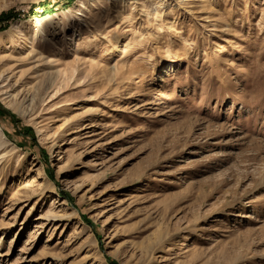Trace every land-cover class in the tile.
I'll list each match as a JSON object with an SVG mask.
<instances>
[{
	"label": "rangeland",
	"instance_id": "obj_1",
	"mask_svg": "<svg viewBox=\"0 0 264 264\" xmlns=\"http://www.w3.org/2000/svg\"><path fill=\"white\" fill-rule=\"evenodd\" d=\"M81 1L98 0H0V264H264V0H135L96 49L73 13L17 41ZM136 27L144 48L109 84Z\"/></svg>",
	"mask_w": 264,
	"mask_h": 264
},
{
	"label": "bare ground",
	"instance_id": "obj_2",
	"mask_svg": "<svg viewBox=\"0 0 264 264\" xmlns=\"http://www.w3.org/2000/svg\"><path fill=\"white\" fill-rule=\"evenodd\" d=\"M114 1L115 2L111 6V8L107 9L105 12L100 13V16L97 18V20H94L93 18L96 15V11H98L99 5L102 6L104 4V0H98L96 2H91V4H89V5H87L85 3V1H81L79 3V6L75 9V11L71 10V11H69V13H64L63 14V20L61 19V21L59 20L58 16H50V17H45L43 19L38 18L37 20H32V21H30L27 34H25V31H20V34H19L17 41H21L22 39H25V42H27V43L29 40H32L33 42H36L37 44L38 43L39 44H42V43L47 44L49 42V39H48L49 30L53 26L56 27L55 26L56 24L57 25L62 24L64 26H66V20L73 13V17L75 19H77L78 22L84 21L86 23V28L83 29L81 32L79 31L78 33H80V34L78 36L79 37L83 36L82 34L86 35L88 38L87 41H88L89 45L90 46L93 45L94 46L93 49H96L99 47V45L97 43H92L93 41H91V40H92V38H94V36L93 37L88 36V34L94 35V30L96 32H101L104 29V32H103V35H104L105 30L108 29V25L110 24V22L117 20V19H120L121 25H130L133 23V18H131V14L128 12L123 14L122 10L128 11L126 8L128 6L135 7L136 6L135 0H122V2H123L122 8L119 7V1H116V0H114ZM103 13H105V14H103ZM87 18H89V19L92 18V20L87 21ZM148 19H149V21L151 20V18H148ZM103 20H107L106 24H104ZM160 29L161 28H158L157 32H160ZM133 33L135 34L134 40H130V42H128L125 46H123L119 49L120 53L122 54L120 60H118L114 66L107 68L106 72H104V73H106L105 78L109 84L114 83V82H118L120 80H122V81L126 80L125 69L129 63V60H128L129 56L131 55L133 50H139L141 48H144L143 41L139 37H137L139 35L142 36L143 30L141 28L136 27ZM43 40H44V42H42ZM141 57H143V56H141ZM32 60H33V63L34 62L38 63L34 68H41L42 66H55V64L60 62L55 57L49 58L46 62H42L43 60L40 57L38 60L34 61V58H32ZM88 63H89L88 70H85V74H86L85 79L86 80L90 79V81H95L96 79H98L97 77L100 74V71H98L100 66H99V64L96 63V61L94 59H90L87 62V64ZM76 64L73 66L66 65L64 69L58 70L54 74L53 73L47 74V76H45V81L42 82L41 85L39 86V88L37 89V90H39L37 92H39V94H40V96L39 95L38 96L41 97V95H44L47 92V90L49 89V88H47L48 83L49 84L51 83V85H53V87H54V86H57V84H55V83H58L59 80L62 81V82H60V85L57 89V92H56V94H57L62 89L69 87L72 81L76 82L75 76H76V73H79V68H78L79 65H76ZM78 64H79V62H78ZM84 65H85V63H84ZM129 66H130V64H129ZM17 68L15 66V68L12 69L13 70L12 72H14ZM140 82H142V81L137 76V81L135 82V84L139 85ZM0 91H1V89H0ZM6 94H8V93H6ZM3 95H5V94H3ZM36 95H37V93H36ZM96 95H98V94H96ZM1 96H2V94H1ZM12 96H13V99L18 97L17 95L16 96L12 95ZM38 96H33V97L28 98L27 102H30L34 106V103L39 98ZM0 141L2 144L8 143L6 138H5L4 132L1 129H0ZM54 145H56V143ZM38 176L42 177V178L47 177L45 172H43V171H40L38 173ZM25 188L27 189V187H25ZM56 218H58V217H56Z\"/></svg>",
	"mask_w": 264,
	"mask_h": 264
}]
</instances>
